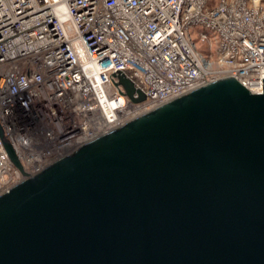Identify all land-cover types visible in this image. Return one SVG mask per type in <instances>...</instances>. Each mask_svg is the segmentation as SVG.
Instances as JSON below:
<instances>
[{"label": "water", "instance_id": "obj_1", "mask_svg": "<svg viewBox=\"0 0 264 264\" xmlns=\"http://www.w3.org/2000/svg\"><path fill=\"white\" fill-rule=\"evenodd\" d=\"M262 86L218 79L34 175L0 128L23 176L0 194V264H264Z\"/></svg>", "mask_w": 264, "mask_h": 264}, {"label": "built area", "instance_id": "obj_2", "mask_svg": "<svg viewBox=\"0 0 264 264\" xmlns=\"http://www.w3.org/2000/svg\"><path fill=\"white\" fill-rule=\"evenodd\" d=\"M222 78L262 93L264 0H0V128L28 175ZM22 179L0 138V194Z\"/></svg>", "mask_w": 264, "mask_h": 264}, {"label": "rangeland", "instance_id": "obj_3", "mask_svg": "<svg viewBox=\"0 0 264 264\" xmlns=\"http://www.w3.org/2000/svg\"><path fill=\"white\" fill-rule=\"evenodd\" d=\"M210 1L212 2L213 5H215L218 0H210ZM193 40H194L196 47L198 48L199 52L205 53L206 45L204 43L200 42L197 38H195V36H194Z\"/></svg>", "mask_w": 264, "mask_h": 264}, {"label": "trees", "instance_id": "obj_4", "mask_svg": "<svg viewBox=\"0 0 264 264\" xmlns=\"http://www.w3.org/2000/svg\"><path fill=\"white\" fill-rule=\"evenodd\" d=\"M209 5H210V6H213V4H212V2H211L210 0H209Z\"/></svg>", "mask_w": 264, "mask_h": 264}]
</instances>
